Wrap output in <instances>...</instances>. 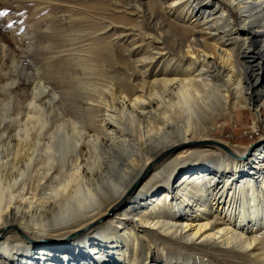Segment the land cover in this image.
<instances>
[{
  "label": "bare ground",
  "instance_id": "6f19581e",
  "mask_svg": "<svg viewBox=\"0 0 264 264\" xmlns=\"http://www.w3.org/2000/svg\"><path fill=\"white\" fill-rule=\"evenodd\" d=\"M152 2L163 78L142 86L134 100L112 93L96 137L85 140L70 122L56 135L55 126L60 138L42 148L38 168L33 158L0 161V264H178L153 236L163 246H206L264 264V143L249 157L227 144L231 156L206 147L218 118L245 108L263 115L264 0ZM117 117L134 129L133 145ZM209 156L217 169L185 168ZM162 178L163 186L153 184ZM117 208L119 219L99 227ZM11 230L21 236L10 240Z\"/></svg>",
  "mask_w": 264,
  "mask_h": 264
},
{
  "label": "rangeland",
  "instance_id": "374dc122",
  "mask_svg": "<svg viewBox=\"0 0 264 264\" xmlns=\"http://www.w3.org/2000/svg\"><path fill=\"white\" fill-rule=\"evenodd\" d=\"M151 3L152 0H0V161L24 165L33 158L35 169L38 168L45 155L42 148L60 138L54 135H59L57 126L61 123L65 125L59 130L61 134L72 128L65 123L70 122L84 139L96 137L103 133L104 108L114 103L112 93L134 100L142 86L163 78L162 47L151 39L155 33L154 24L149 20L153 11ZM155 11L159 12V8ZM159 20L156 17V21ZM151 54L156 55L153 62ZM255 95L259 100L260 95ZM118 118V130H122L120 133L127 140L132 139L133 145L134 129L131 132ZM38 119L42 120L41 124L46 123L45 129H39ZM55 126L58 130L54 133ZM214 135V143L208 142L206 147L227 156L232 154L230 147L244 153L260 142L247 155L252 156L264 143V112L259 118L245 108L220 117ZM226 144L230 147L223 146ZM74 157L71 150L67 155L70 167ZM200 165L217 169L218 159L195 157L185 168ZM55 169L53 177L59 178L60 166ZM155 183L163 186L165 181L162 178ZM111 211L99 227L119 219L121 209L117 208L113 214ZM17 232H9L10 240L21 236ZM152 239L178 264H248L244 259L212 251L206 246L208 249L171 248L163 246L155 236ZM96 258L97 255H93V259Z\"/></svg>",
  "mask_w": 264,
  "mask_h": 264
},
{
  "label": "water",
  "instance_id": "95a60500",
  "mask_svg": "<svg viewBox=\"0 0 264 264\" xmlns=\"http://www.w3.org/2000/svg\"><path fill=\"white\" fill-rule=\"evenodd\" d=\"M258 143H260V142L255 143V144L251 147L250 151H251L256 145H258ZM229 153H230V152H229ZM230 154H231V153H230ZM114 211H115V210H112V211L110 212V214H113Z\"/></svg>",
  "mask_w": 264,
  "mask_h": 264
}]
</instances>
